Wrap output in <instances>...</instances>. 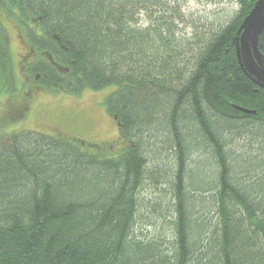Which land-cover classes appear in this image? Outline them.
Returning <instances> with one entry per match:
<instances>
[{"label":"trees","instance_id":"1","mask_svg":"<svg viewBox=\"0 0 264 264\" xmlns=\"http://www.w3.org/2000/svg\"><path fill=\"white\" fill-rule=\"evenodd\" d=\"M256 1L188 38L169 0H0L25 26L31 80L114 86L103 105L126 143L114 154L60 134L0 137V264H264V88L236 54ZM137 4L171 16L139 28ZM8 50L0 27L2 81Z\"/></svg>","mask_w":264,"mask_h":264},{"label":"rangeland","instance_id":"2","mask_svg":"<svg viewBox=\"0 0 264 264\" xmlns=\"http://www.w3.org/2000/svg\"><path fill=\"white\" fill-rule=\"evenodd\" d=\"M169 1H171L170 7L180 9V14L185 21L178 24L179 31L184 32L188 38L192 37L193 33L203 24L218 19L221 21L228 20L240 9L237 0ZM138 7L141 6L137 4L135 8ZM162 7L165 6L147 5L145 8H138L134 15L137 27L147 28L155 25L149 17L151 14L156 18L165 15L171 16ZM254 8H256V11L253 9L255 13L238 36L240 58L243 68L255 80L264 83V56L256 48V36L264 24V0H257ZM0 27L5 34V41L12 62L8 71L9 81L0 79V123L7 120L0 124V137L23 129L44 134H60L66 137L79 138L87 143L93 142L106 146L111 144L110 151L117 154L126 143L115 120L103 105L105 97L115 87L109 86L99 90L86 88L81 89L78 94H72L61 92L60 89H48L35 84L21 65L23 60H31L34 57L25 39H23L25 26L16 15L13 18L5 11L0 10ZM58 70L59 73L63 74L64 70L61 67H58ZM2 74L0 68V78H2ZM24 92H27L25 95L27 100H24L22 104H27L28 109L23 108L21 112L18 110L17 113L15 109H11L6 113V105L10 106L8 102L11 98L9 96H24ZM24 110L26 112L22 121H20L21 119L14 121L10 119L15 113L19 115ZM98 149L95 148V151ZM150 149L148 153L150 160L162 158L156 148V150ZM155 191L156 185L146 181L140 189L141 194L145 197L154 196ZM149 212L148 208H143L140 211V216L144 218L145 224L150 221L149 218L152 213Z\"/></svg>","mask_w":264,"mask_h":264},{"label":"flooded vegetation","instance_id":"3","mask_svg":"<svg viewBox=\"0 0 264 264\" xmlns=\"http://www.w3.org/2000/svg\"><path fill=\"white\" fill-rule=\"evenodd\" d=\"M23 94H24V96H19V97L18 96H16V97L9 96V98H11V100H9V102H8L10 106H8V104L6 105V109H5L6 113H7V111H9L11 109H15L16 113H17L18 110L21 112L23 110V108H25V110L28 109V105L27 104L26 105L22 104L24 100H27V97L25 96L27 94V92H24ZM17 100H19V101H17ZM25 110L22 113H19V115H16V113H15L14 115H12L13 117L10 118V119L12 121H14L16 119H21L20 121H22L24 116H25V112H26ZM6 121L7 120L2 121V122L5 123Z\"/></svg>","mask_w":264,"mask_h":264},{"label":"water","instance_id":"4","mask_svg":"<svg viewBox=\"0 0 264 264\" xmlns=\"http://www.w3.org/2000/svg\"><path fill=\"white\" fill-rule=\"evenodd\" d=\"M255 11H256V8H253ZM253 9L250 11V13L245 17L243 23H242V26L241 28L239 29V32L242 30V28L247 24V22L251 19V17L253 16V14L255 13V11H253ZM236 54H237V61H238V64L240 65V67L243 69V71L259 86L263 87L264 88V83L258 81V80H255L242 66V63H241V58H240V47H239V41L237 40L236 41ZM240 110L242 111H245V112H250V110L248 109H244V108H240Z\"/></svg>","mask_w":264,"mask_h":264}]
</instances>
